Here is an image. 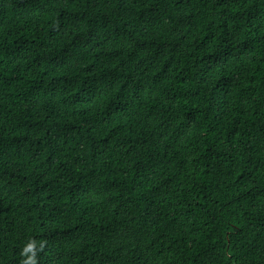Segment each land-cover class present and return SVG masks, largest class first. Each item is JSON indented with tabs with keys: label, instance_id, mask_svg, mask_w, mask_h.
I'll list each match as a JSON object with an SVG mask.
<instances>
[{
	"label": "trees",
	"instance_id": "16d2710c",
	"mask_svg": "<svg viewBox=\"0 0 264 264\" xmlns=\"http://www.w3.org/2000/svg\"><path fill=\"white\" fill-rule=\"evenodd\" d=\"M29 257L264 264V0H0V264Z\"/></svg>",
	"mask_w": 264,
	"mask_h": 264
},
{
	"label": "clouds",
	"instance_id": "9594fccd",
	"mask_svg": "<svg viewBox=\"0 0 264 264\" xmlns=\"http://www.w3.org/2000/svg\"><path fill=\"white\" fill-rule=\"evenodd\" d=\"M32 247H33L32 243H29V244L27 245V249H31ZM31 260H32V258L29 257V258H28V261H25L24 264H29V261H31Z\"/></svg>",
	"mask_w": 264,
	"mask_h": 264
}]
</instances>
